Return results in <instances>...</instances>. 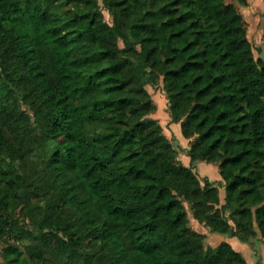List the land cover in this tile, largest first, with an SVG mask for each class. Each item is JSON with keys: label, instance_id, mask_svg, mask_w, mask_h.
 I'll return each instance as SVG.
<instances>
[{"label": "trees", "instance_id": "trees-1", "mask_svg": "<svg viewBox=\"0 0 264 264\" xmlns=\"http://www.w3.org/2000/svg\"><path fill=\"white\" fill-rule=\"evenodd\" d=\"M159 78L187 165L149 115ZM40 152L70 214L51 203L31 228L23 161ZM197 161L217 166L220 186L200 185ZM187 207L210 232L264 237V60L235 5L0 0V264H246L228 241L204 243Z\"/></svg>", "mask_w": 264, "mask_h": 264}, {"label": "rangeland", "instance_id": "rangeland-1", "mask_svg": "<svg viewBox=\"0 0 264 264\" xmlns=\"http://www.w3.org/2000/svg\"><path fill=\"white\" fill-rule=\"evenodd\" d=\"M226 1L232 2L238 12L241 14L245 22L247 36L253 44V51L255 56H264V0H245V3H240L236 0ZM102 11L105 20L110 22L111 15L109 14V12L106 9H103ZM146 88L157 106L156 110L150 113L149 115L155 117L160 122L163 127V133L170 139L173 147L176 150V156L180 158L182 162H186L187 140L181 135L179 124L170 123L167 111L168 102L166 97V91L163 88L162 80L159 78L156 84H148L146 85ZM30 107V103H26L23 101L22 108L25 109L26 112L34 116L33 111L30 109ZM202 163L209 165L205 166L204 168L201 166L202 164L197 167H194L200 177V185H203V178H207L220 186L221 179L219 178V182L217 181V179H215V177L218 176V170L216 168L217 166H212V163ZM23 166L25 167L26 171L30 172L31 176L34 177V192L24 202L22 209L18 211L19 221L33 228V221L41 218L44 213L43 211L47 210V206L51 203L54 204L52 209L61 210L59 212V216L61 218L68 217L70 212L68 210L63 211L62 207L58 206V203L61 200V196H58L57 199L54 200V187L53 184L49 182L48 178L46 177L43 153L40 152L38 156L27 155L23 161ZM222 190V187H219L220 194L223 193ZM187 215L191 226L199 232V234L203 238L204 243H216L217 239L212 238V236L208 233L209 231L205 230L204 225L198 227V224L200 223L196 222V220L192 217V214L188 207ZM45 230H47V228H45ZM75 231V227L73 225H69L64 231H60L59 235L63 234L66 239H69L74 236V234H76L74 233ZM211 233L219 234L221 237L228 236L227 234L220 232L211 231ZM231 239L232 242L233 240H239L235 236H232ZM46 242H48V247L45 248V258L48 259L49 262H57V260H59V255H57L55 251L58 247V239L55 235L49 233L47 235ZM3 246V238L0 237V259L2 258ZM258 250L261 251L260 247H258ZM105 263L106 261H102V264Z\"/></svg>", "mask_w": 264, "mask_h": 264}, {"label": "crops", "instance_id": "crops-1", "mask_svg": "<svg viewBox=\"0 0 264 264\" xmlns=\"http://www.w3.org/2000/svg\"><path fill=\"white\" fill-rule=\"evenodd\" d=\"M169 120H170V117H169ZM170 123L179 124L178 122H170ZM179 129H180V125H179ZM180 133H181V131H180ZM186 140H187V144H188V139H186ZM186 157H187V160H186V162H183V163L187 165L190 162V158H189V156L187 154H186ZM202 162H205V161H197V162H195V166L197 167L200 164H202L201 166L204 168L205 166L209 165V164H203ZM212 166H215V164H213ZM217 170H218V168H217ZM219 178H220V175H219V172H218V176L215 177V179H217V181L219 182V180H220ZM221 196H222V194H221ZM199 226H203V225L202 224H198V227ZM204 228H205L206 231H208V229L206 227H204ZM208 233L212 236V238H216L217 239L216 243L211 244V245H215L218 242H220V241L225 239L226 241H228L233 246L234 249H236L238 252H240L243 255V257L246 260V264H256L257 260H259V261L264 263V237H261L259 234L256 235L254 238H252L251 241H249V242L241 241L240 239L239 240H233V242H232V239H231L232 236L228 235V236H225V237H221L219 234H214V233H211L210 231ZM253 239H255V240H253ZM256 241H257V243H256ZM258 247H260L261 251L258 250Z\"/></svg>", "mask_w": 264, "mask_h": 264}, {"label": "water", "instance_id": "water-1", "mask_svg": "<svg viewBox=\"0 0 264 264\" xmlns=\"http://www.w3.org/2000/svg\"><path fill=\"white\" fill-rule=\"evenodd\" d=\"M263 60H264V57L263 56H260Z\"/></svg>", "mask_w": 264, "mask_h": 264}]
</instances>
